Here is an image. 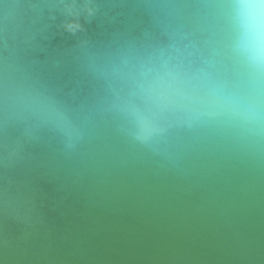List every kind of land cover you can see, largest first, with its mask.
<instances>
[{"label": "water", "instance_id": "95a60500", "mask_svg": "<svg viewBox=\"0 0 264 264\" xmlns=\"http://www.w3.org/2000/svg\"><path fill=\"white\" fill-rule=\"evenodd\" d=\"M219 0H0V80L23 78L81 128L0 113V264H264V136L221 123L137 142L92 63L179 42L229 77Z\"/></svg>", "mask_w": 264, "mask_h": 264}, {"label": "clouds", "instance_id": "9594fccd", "mask_svg": "<svg viewBox=\"0 0 264 264\" xmlns=\"http://www.w3.org/2000/svg\"><path fill=\"white\" fill-rule=\"evenodd\" d=\"M227 50L234 71L223 77L210 59H193L179 42L129 50L94 61L106 84L107 108L119 115L130 135L150 147L162 145L169 129L221 123L250 137L264 136V0H219ZM0 113L29 128L48 127L68 147L81 128L54 97L23 78L0 80Z\"/></svg>", "mask_w": 264, "mask_h": 264}]
</instances>
